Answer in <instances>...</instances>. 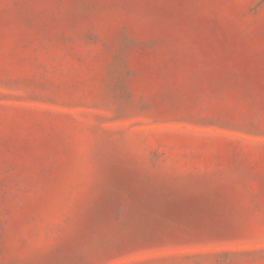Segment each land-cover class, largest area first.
I'll return each instance as SVG.
<instances>
[{
    "label": "rangeland",
    "instance_id": "374dc122",
    "mask_svg": "<svg viewBox=\"0 0 264 264\" xmlns=\"http://www.w3.org/2000/svg\"><path fill=\"white\" fill-rule=\"evenodd\" d=\"M0 264H264V0H0Z\"/></svg>",
    "mask_w": 264,
    "mask_h": 264
}]
</instances>
